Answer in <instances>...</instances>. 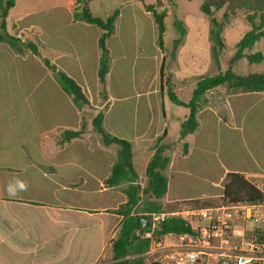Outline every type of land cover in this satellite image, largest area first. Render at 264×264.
<instances>
[{"label": "crops", "instance_id": "crops-1", "mask_svg": "<svg viewBox=\"0 0 264 264\" xmlns=\"http://www.w3.org/2000/svg\"><path fill=\"white\" fill-rule=\"evenodd\" d=\"M138 1L125 0L126 5L112 8L119 15L108 41L107 98L101 96L98 79L102 31L74 19L75 0H16L9 11L7 32L39 42L41 57L72 78L89 105L77 106L39 57L0 43V264L111 262L123 221L113 211L127 202L124 189L131 184L145 187L153 147L164 134L175 148L166 172L163 212L214 204L231 173L264 185L259 176L264 171V92L224 96L227 122L213 107L200 110L198 131L185 139L179 134L189 110L167 95L170 83L178 99L188 103L201 78L226 71L235 52L227 55L225 30L226 47L216 52L208 16H187L196 24L175 18L171 23L177 29L169 34L170 17L157 8L165 15L161 46L155 13L147 9L154 3ZM92 4L89 9L96 17L113 12L107 7L101 15ZM1 23L0 17V31ZM259 42L260 50H253L257 42L248 53L264 56V38ZM244 62L249 61H238L233 70ZM259 65L264 70V61ZM99 113L108 133L133 145L138 181L118 187L104 183L117 161V149L104 146L94 131ZM82 129L81 137L64 140L67 132ZM15 178L25 181L28 190L13 198L6 186Z\"/></svg>", "mask_w": 264, "mask_h": 264}, {"label": "trees", "instance_id": "trees-1", "mask_svg": "<svg viewBox=\"0 0 264 264\" xmlns=\"http://www.w3.org/2000/svg\"><path fill=\"white\" fill-rule=\"evenodd\" d=\"M93 0H75L74 19L97 26L102 35L99 39V69L98 79L101 96L108 97L107 80L111 68V56L108 49V41L115 32L116 21L119 11H113L106 18L94 16L89 5ZM16 0H6V6L1 13L0 43H5L16 53L31 52L39 57L45 66L52 72L62 89L73 99L79 107L89 105L82 88L72 78L47 60L41 57L39 42L22 41L11 36L6 29V18L9 11L14 8ZM153 11L158 24L159 43L162 46L166 34L165 15L156 12V6H147ZM203 14L211 20V38L215 45V51L221 52L225 49L223 32L239 14L243 15L245 21L251 26L243 38L237 43L234 56L229 61V67L223 73L212 77L201 78L192 93L188 103H184L176 96L172 84L167 86L169 99L178 106L189 110L187 119L181 125V139L189 134H194L199 129L198 114L206 107H213L224 122L230 118V113L224 102V96L260 93L264 92V73L248 75L237 74L233 65L246 58L250 64H261L264 61L262 53H248L253 46L264 38V0H203L201 9ZM219 14H221L219 16ZM179 26V24H178ZM223 94H219L218 91ZM103 113H99L93 120L94 131L101 137L104 146H114L117 149V161L113 166L112 173L105 180L109 187H118L123 183L138 181V175L134 168L133 145L124 139L108 133L103 126ZM84 130L79 132H67L64 140L70 141L83 135ZM174 145L166 141V135L160 137L154 147V154L148 163L146 170V185L131 184L124 193L127 202L118 207L113 213L123 217L119 234L112 245L113 257L107 264H147L143 258L150 246V240L138 236L141 227V215L148 213L163 212L162 200L168 193L169 180L166 172L171 163V155ZM188 153V145L184 144L183 154ZM223 189V201L229 204H264V192L256 185L246 181L240 174L231 173L226 176ZM192 233L190 224L183 218L173 217L166 220L161 227L160 235H183Z\"/></svg>", "mask_w": 264, "mask_h": 264}, {"label": "built area", "instance_id": "built-area-1", "mask_svg": "<svg viewBox=\"0 0 264 264\" xmlns=\"http://www.w3.org/2000/svg\"><path fill=\"white\" fill-rule=\"evenodd\" d=\"M242 176L249 181L246 174ZM259 176L264 179V171ZM142 216L149 219V226L137 235L150 240L143 254L147 264H264V204L222 203ZM173 217L185 219L192 233L160 235L162 224Z\"/></svg>", "mask_w": 264, "mask_h": 264}, {"label": "rangeland", "instance_id": "rangeland-1", "mask_svg": "<svg viewBox=\"0 0 264 264\" xmlns=\"http://www.w3.org/2000/svg\"><path fill=\"white\" fill-rule=\"evenodd\" d=\"M145 3H154V6H156V9L163 11L164 13L168 14L170 19L166 20V23L168 25V32L171 34L172 31L177 29L172 23L171 20L178 18L183 23H195L194 20L191 22L190 20H187V16H191L193 18H197L199 15H204L201 9V5L203 0H160L159 2L155 3V0H144ZM138 4V0H136ZM113 4V6L111 5ZM117 4L126 5L125 0H93L92 9L94 12L99 13L101 15H105L107 7L110 11H113L112 8L114 5ZM6 6V0H0V16L1 11ZM20 9V8H19ZM127 11V9H125ZM174 14V17H173ZM251 30V26L245 21L243 15L238 16L231 25L227 26L225 29V40L227 44V55L232 56L235 52V45L243 38V35H245L247 32ZM261 47L260 42H258L255 47L254 51H259ZM252 66L250 69L249 67ZM238 73L243 74H251V73H260L263 70V67L259 64H250L249 62H244L239 65L238 68L235 69ZM168 86V85H167ZM220 95L223 94L222 92H218ZM129 119H131L129 117ZM221 197L214 202V204H207L205 207H214L221 205L222 203H225L223 201V191H221ZM196 207H200L198 204L195 205ZM108 256H111V252H108Z\"/></svg>", "mask_w": 264, "mask_h": 264}, {"label": "clouds", "instance_id": "clouds-1", "mask_svg": "<svg viewBox=\"0 0 264 264\" xmlns=\"http://www.w3.org/2000/svg\"><path fill=\"white\" fill-rule=\"evenodd\" d=\"M27 190L28 184L19 178H15L9 181L6 186V192L8 196L13 198L17 197L20 193L25 192Z\"/></svg>", "mask_w": 264, "mask_h": 264}, {"label": "water", "instance_id": "water-1", "mask_svg": "<svg viewBox=\"0 0 264 264\" xmlns=\"http://www.w3.org/2000/svg\"><path fill=\"white\" fill-rule=\"evenodd\" d=\"M149 226V219L146 216L141 217V227H140V233H144V231L148 228Z\"/></svg>", "mask_w": 264, "mask_h": 264}]
</instances>
